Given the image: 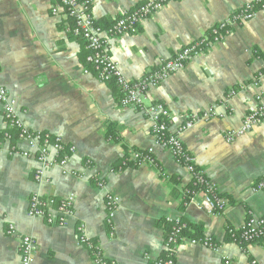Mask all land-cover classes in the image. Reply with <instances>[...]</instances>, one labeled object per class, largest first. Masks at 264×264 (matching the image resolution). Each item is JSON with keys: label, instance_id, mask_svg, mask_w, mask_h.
<instances>
[{"label": "crops", "instance_id": "obj_1", "mask_svg": "<svg viewBox=\"0 0 264 264\" xmlns=\"http://www.w3.org/2000/svg\"><path fill=\"white\" fill-rule=\"evenodd\" d=\"M148 0H92V15L108 29ZM255 0H176L147 20L134 35L114 39L111 55L124 76L138 81L183 48L209 39L211 30ZM58 0H0V84L17 102L22 120L35 132L61 137L76 148L65 168L55 167L39 183L36 159L12 154L32 148L12 141L0 152V264H21L22 236L36 241L34 264H95L79 239L78 227L116 264H152L165 256L166 220L201 225L218 249L182 243L175 264H264V243L241 246L227 241V229L247 218L264 216V121L251 132L227 140L264 97V10L232 29L222 43L191 61L184 71L150 90L145 106L161 103L171 113L173 130L193 113L211 107L217 116L181 136L198 169L227 202L223 215L185 206L191 177L173 155L158 146L152 122L139 110L121 106L122 92L103 83L87 62L86 43L69 34L71 22L53 15ZM86 71L88 73H86ZM235 92L227 106V96ZM7 130L0 113V137ZM116 136L118 140L109 137ZM154 150L156 165L115 169L135 152ZM92 162V168H87ZM122 169V170H121ZM104 181L101 189L94 178ZM121 199L113 230L106 224L105 198ZM33 194L73 197L74 212L66 227L28 216ZM15 228L13 235L10 227Z\"/></svg>", "mask_w": 264, "mask_h": 264}, {"label": "built area", "instance_id": "obj_2", "mask_svg": "<svg viewBox=\"0 0 264 264\" xmlns=\"http://www.w3.org/2000/svg\"><path fill=\"white\" fill-rule=\"evenodd\" d=\"M173 1L176 0H148L135 9L126 12L122 18L108 29L101 28L95 22L92 15V0H58V5L53 8V15H59L60 10H62L64 16L71 22L69 34L86 43V48L89 51L87 62L94 68L101 82L105 84L114 82L120 88L122 92L121 106L134 108L143 113L152 122V134L158 146L169 151L175 161L188 171L191 182L198 187V190L195 192L186 191V196L189 199L185 200V206L196 205L209 215H223L227 210V202L223 198H217L216 184L210 181L202 170L197 168L193 156L186 150L181 140L182 134L192 129L196 124L207 122L216 117L218 115L217 108L211 107L199 113H193L183 125L173 130L171 113L167 107L161 103L146 107L145 97L150 90L157 88L166 80L184 71L195 58L205 55L214 45L224 42L231 35L234 27L242 26L254 19L259 11L256 8V3H261L263 0H255L246 4L230 18L214 27L211 30V39L199 40L186 46L174 58L162 62L158 68L138 81L128 80L111 55L112 41L125 35L136 34L139 26L157 16ZM86 73L88 72L86 71ZM234 95L235 92H231L222 106L225 105L226 107ZM256 102V108L245 116L242 127L229 133L227 138L229 142L251 132L264 121V97L258 95ZM0 113L7 126V130L0 137V152L5 144L12 141V133L16 132L18 140L29 143L32 150L18 151L14 147L12 154L37 160L40 165V169L35 174L37 182L41 183L45 179L44 176L48 170L55 167L65 168L68 165L71 157L76 152V148L66 144L59 136L46 132L31 131L21 118L17 102L1 84ZM145 154L146 157L141 158V153L135 152L127 156V162L140 161L141 166L156 165L154 150L149 149ZM87 168H92V162H87ZM93 181L101 189L106 187L105 182L98 177L94 178ZM255 190L264 191V178L256 184ZM74 204L75 199L73 197L57 199L33 194L29 201L28 216L32 219H41L50 226L66 227L70 220L75 217ZM120 205L121 199L117 195L111 192L106 194V224L111 230H113V222ZM234 230L244 231L241 236L244 241L254 238L264 239V216L260 218L251 216L249 222L245 221L240 228ZM77 231L81 243L91 250L95 264H116L107 261L102 249L86 237L85 226H79ZM230 232L232 233L233 230ZM14 233L15 228L11 226L9 234L13 235ZM185 242L193 246H203L213 251L218 249V245H215L209 237L204 241L183 239L182 243ZM36 245V241L32 237L22 236L20 238L21 264H34ZM179 245L181 243H178V238L175 235L170 236L165 246V256L153 260L152 264H175V256ZM251 264L256 263L252 262Z\"/></svg>", "mask_w": 264, "mask_h": 264}, {"label": "trees", "instance_id": "obj_3", "mask_svg": "<svg viewBox=\"0 0 264 264\" xmlns=\"http://www.w3.org/2000/svg\"><path fill=\"white\" fill-rule=\"evenodd\" d=\"M263 3H264V0L261 3H256V8L259 11L264 10ZM210 39H211V37H210ZM14 133L16 136V132H14ZM12 135H13V133H12ZM108 135H109V137L111 136L113 139L118 140V138H116V136H112L111 130H110ZM139 153H141V158L146 157L145 152H139ZM120 166H122L125 169L131 168V167L137 168V167L141 166V162L140 161H138V162H127V157H125L121 160L120 164H118L115 169H118ZM196 190H198V187L194 186L192 182L190 185H188V187L186 189V191H189V192H195ZM216 196H217V198H223V195H221L219 193H217ZM250 219H251V217L247 218L246 222H249ZM164 225L166 228V231H165L166 236L165 237L167 240L172 235H175L178 238V243H181V244H182L183 239L204 241L208 238V236L205 235L203 227L201 225H193V224H190L186 220H183V219H179L176 221L166 220L164 222ZM231 230H233L232 233L230 232ZM243 233H244L243 230H234L233 228H228L227 229V241L239 244L244 251L247 250V246H249V245L264 243L263 238H254V239L249 240V241H244L241 238ZM209 238H211L212 242L215 245H217L216 240L214 238H212V237H209Z\"/></svg>", "mask_w": 264, "mask_h": 264}]
</instances>
